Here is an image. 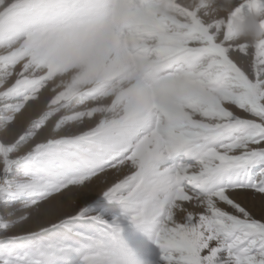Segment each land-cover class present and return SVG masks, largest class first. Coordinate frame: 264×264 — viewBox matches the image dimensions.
<instances>
[{
    "label": "snow or ice",
    "instance_id": "6c2138e0",
    "mask_svg": "<svg viewBox=\"0 0 264 264\" xmlns=\"http://www.w3.org/2000/svg\"><path fill=\"white\" fill-rule=\"evenodd\" d=\"M124 2L137 12L147 9L150 24L166 28V22L172 20L185 28L187 31L173 35L186 38L190 54L186 73L194 77L201 91L210 87L227 93L223 100L235 103L252 119L234 115L217 100L211 111L223 123L196 121L191 113L178 108L167 114V120L158 121L150 136L141 138L148 126L144 105L130 102L116 120H100L87 132L34 145L29 152L32 167L23 171L18 167L20 158L11 156L17 141H0V173L6 178L15 169L19 177L8 195L16 197L41 185L55 189L30 205L47 217V224L39 230L44 234L40 239L58 235L61 229L72 231L69 225L79 229L67 240L44 245L41 259L32 264H123L126 248L122 242L107 226L95 227L98 217H89L86 209L76 207L77 199L86 194L80 190L99 180L104 181L101 193L108 199L119 186L132 189L119 206L124 213H135L132 223L153 226L147 236L159 252L156 264H264V44L254 46L250 53L247 46L241 50L235 39L250 30L246 27L249 22L264 20V0H233L215 29L198 9L161 0ZM118 7L117 0L107 4L102 0H27L18 8L14 5L16 10L9 14H0V67L12 69L0 85V111L7 123L39 98L48 80L75 68L78 71L68 92L54 96L50 103L71 94L82 79L79 54L89 43V33L98 36L104 29L103 22H84L81 17L95 13L111 18ZM175 10L186 18L185 23L169 15ZM150 24L117 18L111 25L115 39L110 46L123 44L132 56L137 40L144 44L146 34L163 39L151 32ZM217 30L224 33V41L214 36ZM197 41L199 46L191 47ZM249 55L251 73L235 58ZM170 91L181 92L189 108L211 118L190 93L175 87ZM96 110H90L89 117ZM187 125L197 130L191 131ZM133 141L137 142L135 151L124 150ZM74 147L83 154L78 156L71 150ZM141 150L146 156L130 175L113 176L108 171L118 162L131 161ZM197 195L200 206L190 209L188 205ZM177 205L181 206L179 217L174 211ZM57 252L62 255L56 257ZM146 257L152 258L150 250Z\"/></svg>",
    "mask_w": 264,
    "mask_h": 264
},
{
    "label": "rangeland",
    "instance_id": "374dc122",
    "mask_svg": "<svg viewBox=\"0 0 264 264\" xmlns=\"http://www.w3.org/2000/svg\"><path fill=\"white\" fill-rule=\"evenodd\" d=\"M26 2L27 0H0V14L7 15L10 11L16 10L13 9L14 5L18 8ZM108 2L109 0H102V3ZM117 2L119 7L111 18L108 15L97 16L93 13L81 19L84 22L99 20L112 25L117 18L127 17L132 18L131 20L135 19L138 24H150V20L143 14L139 16V12L128 8L124 0H117ZM161 2L169 5L177 4L186 9H198L201 18L215 29L216 21L224 16L233 0H161ZM169 15L174 16L181 24L186 21L178 10L170 11ZM166 25L165 28L158 24H150L151 32L164 38H148L146 34L145 43L137 42L133 49L134 55H128L124 62L125 67L118 69L119 71L106 67L107 55L114 48L110 46V42L115 37L104 44L101 39H96L97 34L90 32L89 45L82 48L79 54V63L84 66L82 79L75 85L71 94H67L56 103H50L54 96L61 92H68L67 86L72 83L78 71L75 68L48 80L39 98L30 101L11 124L6 122L3 111H0V141L5 144L17 141L11 156L13 159L20 158L18 167L21 171L32 167L29 163V152L34 145L46 144L50 139L73 137L87 132L100 120H116L124 114L125 106L130 102L144 105V118L148 126L142 132L141 138L150 136L157 127L158 121L167 120V114L176 112L178 108L183 112L191 113L193 120L210 124L223 123V118L211 111L217 100H220L222 106L234 115L252 119L235 103L223 100V95L227 93L210 87L201 91L200 87L194 83V77L186 73L190 55L188 45L184 42L186 38L173 35V33H183L187 30L179 27L172 20H168ZM251 25L253 27H250L249 31L235 38L240 42V49L243 50L247 46L250 53L254 46L264 44V20H258ZM214 36L217 40L224 41L223 32L214 31ZM128 46L131 48V44ZM197 46H199L198 41L191 44L193 48ZM2 54L3 49H0V55ZM235 58L244 71L251 73V55L242 59L239 56ZM11 70L7 66L0 67V85L7 81V73ZM127 74L131 76L124 79L123 77ZM116 82H120V86L112 89ZM171 87L190 93L197 100L201 110L209 111L211 118H205L199 112H194L187 106V101L181 92H172ZM92 109L97 110L89 117V111ZM187 127L191 131L197 130L192 125ZM18 138L21 139L18 140ZM136 143L133 141L131 145L125 146L124 150L130 148L135 151ZM71 150L77 152L78 156L83 154L80 148L74 147ZM145 156V150L136 152L131 161L118 162L108 171L113 176L130 175L135 164L141 162ZM17 179L19 177L15 174V169L13 174L6 178L0 173V264H6V262L7 264H32L41 259L40 249L44 245L67 240L72 236L73 231L79 230L78 226L69 225L72 231L61 229L58 235L40 239L44 234L39 230L47 224V217L41 210L30 205L36 197L51 195L55 189L41 185L13 197L8 193L12 191V185ZM103 187V180L85 185L80 190L86 193L85 198L77 199V209H86L89 217H98L95 227L107 226L109 231L122 242L126 248L123 264H156L159 252L154 244L148 242L147 236L153 226L132 223L131 216L135 213L131 210L129 213H124L119 206V202L122 199L126 200L132 189L127 185L119 186L111 193V199H108L101 193ZM41 202L43 203V200ZM200 203V197L197 195L188 207L194 209L199 207ZM174 211L179 217L182 214L181 206L177 205ZM149 250L152 258L146 257V252ZM55 255L59 257L62 253L57 252ZM44 259L48 258L44 257Z\"/></svg>",
    "mask_w": 264,
    "mask_h": 264
},
{
    "label": "bare ground",
    "instance_id": "6f19581e",
    "mask_svg": "<svg viewBox=\"0 0 264 264\" xmlns=\"http://www.w3.org/2000/svg\"><path fill=\"white\" fill-rule=\"evenodd\" d=\"M124 7H125V5H124ZM121 12H123V11L121 10ZM142 14H143V16L146 19L150 20L149 12H148L147 9L144 10L143 12H139V16H142ZM115 21H113V24L115 23ZM132 21L137 22L135 19H133ZM103 24H104V29H103V31L98 36L96 35L97 36L96 39H101L102 42L104 44H106L105 42H109L111 39H113L114 34L112 32V28H111V25L110 24H107V23H103ZM137 42H139V40ZM129 44H131V43L129 42ZM87 45H89V44H87ZM127 58H128V54L126 53V51L124 49V45L121 44L118 47H114V48H112V50L109 51V53L107 55V58H106V67H109V68H112V69H115V70L121 69V68L125 67L124 66V62L126 61ZM126 70H127V68H126ZM115 72H117V71H115ZM130 76L131 75L127 74L123 78L124 79H128ZM119 86H120V82H116L112 86V89L113 88H116V87H119Z\"/></svg>",
    "mask_w": 264,
    "mask_h": 264
},
{
    "label": "clouds",
    "instance_id": "9594fccd",
    "mask_svg": "<svg viewBox=\"0 0 264 264\" xmlns=\"http://www.w3.org/2000/svg\"><path fill=\"white\" fill-rule=\"evenodd\" d=\"M246 27H253V25L249 22V25H246Z\"/></svg>",
    "mask_w": 264,
    "mask_h": 264
}]
</instances>
